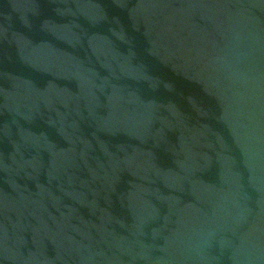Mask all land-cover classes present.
<instances>
[{
  "label": "water",
  "instance_id": "1",
  "mask_svg": "<svg viewBox=\"0 0 264 264\" xmlns=\"http://www.w3.org/2000/svg\"><path fill=\"white\" fill-rule=\"evenodd\" d=\"M0 264H264V0H0Z\"/></svg>",
  "mask_w": 264,
  "mask_h": 264
}]
</instances>
